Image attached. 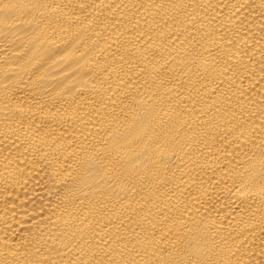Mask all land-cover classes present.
Wrapping results in <instances>:
<instances>
[{"label":"bare ground","instance_id":"1","mask_svg":"<svg viewBox=\"0 0 264 264\" xmlns=\"http://www.w3.org/2000/svg\"><path fill=\"white\" fill-rule=\"evenodd\" d=\"M0 264H264V0H0Z\"/></svg>","mask_w":264,"mask_h":264}]
</instances>
